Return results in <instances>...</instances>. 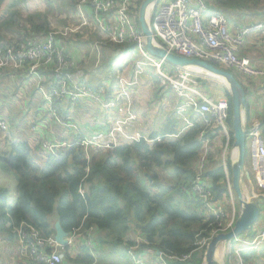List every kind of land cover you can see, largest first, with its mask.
<instances>
[{
    "label": "trees",
    "instance_id": "16d2710c",
    "mask_svg": "<svg viewBox=\"0 0 264 264\" xmlns=\"http://www.w3.org/2000/svg\"><path fill=\"white\" fill-rule=\"evenodd\" d=\"M143 1L135 0L132 7L139 30L138 16ZM205 1L210 9H215L213 11H219L226 16L232 12L228 10L231 7L227 1ZM8 2L9 0H0V46H10L46 35L51 31L53 26L47 19H44V23L33 18L21 19L23 22L19 23L15 15L6 12V8L10 5ZM78 2L79 0H75L70 9H76ZM238 2L244 6L243 11H254L251 13V20L254 19V15L264 18V0H238ZM258 20L264 21V19ZM9 33L14 35L11 36ZM97 39L104 41L99 35L94 34L92 40ZM63 40L66 39L60 38L61 45H64ZM123 46L115 45L114 53L122 52L123 49L132 51L134 47L133 44L132 47L128 45L127 49L122 48ZM170 70L177 71L172 65ZM230 72L245 89L246 127L250 129L251 106L248 90L240 74L236 71ZM2 73L13 83V86L18 85L22 90L32 89L31 101L34 106L33 99L38 95L26 69L12 72L13 78L0 70V75ZM114 76H111L112 81L108 80L107 84L116 83ZM76 77L80 84L96 88L105 87L110 92L106 81L100 80L98 84H93L85 80L84 76L76 74ZM44 79L45 84L53 82L50 81L48 73L44 74ZM196 80L199 88L204 92L212 88L209 87L211 80L200 78ZM260 82L264 88V83ZM210 93H213V88ZM222 96L230 103L227 123L230 127L229 147H233L231 96L228 92ZM39 100L40 108L45 113L41 121L58 126L45 101L41 97ZM178 100L180 101V98L177 96ZM179 101L177 103L181 102ZM82 107L79 102L76 110ZM53 108L60 117L76 122L75 119H71V113L65 105L57 103ZM89 111L90 108L87 112ZM175 114L167 115L165 120L160 121L157 129L150 133L149 139L153 142L144 140L134 142L115 148L113 151H101L94 147H89L86 151L83 147L73 146L60 151L56 156L43 157L36 152L38 145L33 148L31 141L20 140L11 135L5 136L15 127V118L10 113L4 115L9 127L3 136L5 145L0 149V162L5 173L16 179V185L15 198L12 201H9L6 190H0V232L8 230L13 236V230L24 224L37 230L44 238H55V224L59 222L68 234L80 229L87 235L89 231L95 230L92 232V239L95 242L97 259H101V262L100 259L97 260L100 264L112 255L121 256L122 260L130 264L129 250L135 247L137 242L138 248L134 253L138 257H145L144 255L151 253L152 261H156L158 252L173 256L192 253L190 260L172 264H186L193 261L196 255H199V258L195 264H203V256H200L199 251L205 252L207 245L203 246L202 243L204 241L209 243L220 222L217 217L207 214L202 204L191 193L196 176L195 164L202 152L201 134L205 132L204 120H200L201 122L195 120L192 128L185 129V123ZM94 117L97 121V116ZM190 119L193 120L194 117L191 115ZM80 122L82 125L86 120L80 119ZM261 132L264 137V123ZM90 133L92 134L91 131ZM204 136L211 140L210 160L213 162L211 165L208 164L205 178L214 200L224 202L229 196L226 171L222 162L226 139L222 137L221 129L217 126L208 129ZM34 154L36 157L33 156ZM228 168L231 180L230 163ZM261 209L263 214L262 206ZM258 226L257 224L255 230ZM247 235L254 234L250 232ZM236 238L232 241L234 248L241 246L236 242ZM77 251L78 255L72 259L70 247H65L67 263H98L85 244L80 245ZM240 254L244 264H264V246L259 251L245 250Z\"/></svg>",
    "mask_w": 264,
    "mask_h": 264
},
{
    "label": "built area",
    "instance_id": "2783aa9c",
    "mask_svg": "<svg viewBox=\"0 0 264 264\" xmlns=\"http://www.w3.org/2000/svg\"><path fill=\"white\" fill-rule=\"evenodd\" d=\"M134 1L80 0L76 7L73 25L55 28L46 35L10 46H0V70L17 72L26 69L38 97L45 101L51 116L56 119V124L63 126L64 130L69 129L73 132L72 138L67 139V142L62 139L41 141V152L44 155L56 156L60 151L73 146L83 147L86 151L89 147L101 151H113L115 148L134 142L143 140L153 142L149 139V135L134 128L138 119L134 111L133 97L138 92L142 80L148 76L151 79L148 88H151L157 79L163 86L170 87L180 98L181 102L178 100L180 103H177L175 113L185 122V129L194 126L189 119L191 115H197L204 120L205 132L215 126L221 129V135L226 139L222 162L226 171L228 189L231 188L232 182L225 156L230 140V127L227 123L230 110L228 99L221 94L217 98L212 97L199 88L196 79L200 77L179 73V71L191 72L186 69L176 68L177 71L173 72L167 61L158 59L147 51L145 37L138 29L132 12ZM209 11L210 8L205 0H162L154 4L147 17L154 44L171 53L221 65L227 70L236 71L241 76L264 83V68L255 66L250 58L241 55V50L250 36L260 34L264 38V21L239 26L224 13L219 11L209 13ZM86 30L89 33H85ZM91 30L104 40L95 46L97 59L101 57L100 47L105 43L133 44L138 48L139 58L135 61L130 75L120 76L115 84H106L110 92L105 87L96 88L80 84L75 73L77 62L68 56L67 50L60 44V38L67 39L77 34L87 36ZM45 73L50 75L52 84H45ZM79 102L90 105V108L105 115L107 124L102 123L100 127L104 133L108 130L107 137L88 134L81 124L67 121L53 108V105L58 103L65 105L67 110L72 112ZM8 127V122L0 110V132L6 133ZM248 130L249 140H252L254 145L251 159L256 186L251 195L257 203H260L264 200V144L260 145L258 129ZM205 132L201 134L202 152L197 162L191 193L202 204L207 214L220 220V225V217L224 214L223 205L214 200L205 178L212 153L211 140L204 136ZM234 150L235 148L232 149L231 160ZM256 188L261 193H257ZM234 223L233 218L222 232L232 229ZM91 231L86 235L80 229L74 230L69 234L68 246H73L79 239L83 240L96 261L97 254ZM248 233L243 238H236V242L241 246L232 247L230 251L234 252L236 264H244L240 254L242 251H259L264 246V226L258 231L255 230L253 236L247 235ZM15 234L29 264L62 263L63 255L59 249L63 247L57 245L54 238H44L37 230L24 224L15 229ZM203 244H207V241ZM137 248L138 242L129 250L134 264H152L151 260L145 263L143 258L136 256L134 251ZM191 254L173 256L158 252L156 263H184L191 259ZM229 264L233 263L230 261Z\"/></svg>",
    "mask_w": 264,
    "mask_h": 264
},
{
    "label": "rangeland",
    "instance_id": "374dc122",
    "mask_svg": "<svg viewBox=\"0 0 264 264\" xmlns=\"http://www.w3.org/2000/svg\"><path fill=\"white\" fill-rule=\"evenodd\" d=\"M219 1L220 2L227 1L230 4L231 8L228 10H232L231 13L236 19L238 18V16H240L242 17L241 18L242 21L245 23L251 20L250 18L252 15L251 13H253L254 11L247 10L249 13L247 11H243L244 6L239 4L238 0H219ZM74 2L75 0H26V1L25 0H9L8 4L10 5H8V7L6 8V12H9L10 15H15L19 23L23 22L21 21V19L26 20L29 18H33L35 21H39L40 23H44V19H47L48 22L52 23L53 27L51 30L55 28L60 29V28H66L74 24L75 22L74 15H75L76 9L75 8L73 10L70 9ZM213 10L215 9L213 8L210 9L209 13L217 12ZM149 12H150V8L148 10L147 15L149 14ZM241 12H245V13H241ZM232 15L230 14V16ZM258 19H262V17L258 18L256 15H254V19L252 20L256 21ZM85 33H89V31L86 30ZM9 34L11 36L14 35L13 33L12 34L9 33ZM94 34L98 35V33H95L94 30H91V33L88 34L87 36H82L81 34H77V35L70 37L69 39L63 40L64 48L65 46H68L75 52L77 51L76 56H75V58L77 59L75 60L77 62L76 64L77 68H76L75 73L79 76H84L85 80H89L93 84H98L100 80H102V82L106 81V84H107L108 80L112 81L111 76H114V75H115L114 76L115 82H117L120 76H129L131 71L134 68L135 61L139 58L138 48H136V46L132 47L130 45L132 47L131 49L132 51H124L125 49H123L122 52L120 51V52L114 53L116 49V47L114 46L119 45V44L105 43L104 46L102 45L100 47L101 57L97 59L96 57L97 50L95 49V46H97V44H99L98 42H101V40H98V39L92 40V36ZM99 37L101 36L99 35ZM127 46L128 45H124L122 48L127 49L129 47ZM122 48H119V49H122ZM99 60H100V63H99ZM216 67L224 68L221 65H216ZM189 70L191 72L179 71V73L183 72L190 76L200 77V79H203V80H211L209 87L211 86L213 88V94H222L225 96V92H228L226 85L220 79H214L210 76H206L207 74L206 72L197 71L195 69H189ZM230 71L233 72L234 70H230ZM5 73H8L10 74L11 77H13V73L11 71H8ZM196 73H199L201 75H198ZM147 79H148V76L144 78L143 82H141V85L138 88L140 93L137 96V98L134 99L133 97V105L135 107L136 114L139 115L138 117H140L141 119V124L143 128L142 131L150 135L151 131H154L157 129V127L159 126L160 120L163 119L164 116L167 117V115L175 114L176 107L178 105L175 103H177L178 101H177L176 94H174L170 90V87L163 86L157 79H155L156 81L153 82L154 85L151 83L152 84L151 88H147L148 87L146 84ZM7 89H10L11 92L13 90L14 94L12 95L11 93H8L6 91ZM31 92H32V89L22 90L19 88V86H13V83H11L9 79L5 77L3 73L0 75V110L3 115H8V113H10L15 118L14 119L15 127H13L12 132H10V134L7 133L5 134V136L11 135L20 140L31 141L33 148H36V146L38 145V148H36V152L40 156L43 157L45 155L44 153L41 152V149H40L41 141L42 142L44 140L48 141L49 140L48 138H52V137H54L53 140H61L63 136L62 137L59 136L60 134L63 133V135L66 138H68L70 136H73V132L70 131L69 129L64 130L62 128L63 126H60V125L56 126L52 123L42 122L41 120L45 116V113L40 108L39 97L35 96V99H33L34 106L30 108L29 104L32 103ZM157 94H159V96ZM82 105L83 107L81 109H78V111L76 110L77 106L75 108V111H72L71 118L75 119L77 123L79 124L81 123L80 119H85L86 121L92 122V120H94L92 116L93 114L94 116L100 117L101 122L107 124L106 118L101 112L99 113L95 109L90 108V105H85V104H82ZM21 107L23 108L19 109ZM89 108H90V111L87 112ZM152 124H153V128H152ZM150 129L152 130L150 131ZM3 136H4V133H0V141H1L0 149H2L3 146L5 145L3 142V139H4ZM64 141L67 142V139ZM250 141L251 140L247 142V147H246L245 167L249 171L253 182L252 184L246 182L245 190L248 193H250L251 186L256 187L255 182H254V170L252 167V159H251L252 149H251ZM232 149L233 147H229V146L227 148V154H226L227 165L231 163ZM33 156L36 157L35 154ZM197 162L195 164V168L197 166ZM211 163L213 162L210 160V165ZM15 185H16V179L14 177L11 178V175H8L7 173H5L3 169V164L0 162V190L7 191L5 193L9 194V200H10V192H11V196L14 195ZM228 191H229V196L227 200L224 202H221L223 205L224 214L223 216L220 217L221 223L218 226V229H216L217 231L215 230L214 232L216 233V235L223 233L222 232L224 231L223 228L233 218L235 219V222H236L238 215H239L238 213L239 202H238L237 196L232 187L229 188ZM256 192L261 193V191L258 188H256ZM257 224L254 226L253 230L250 232L254 233ZM230 230L231 229H229L227 232H229ZM203 243H202L203 246L208 245V244H203ZM221 245H224V242H222L219 245V247H221ZM224 246L226 247V251L228 252L225 253V256L220 262V264H229L230 261L233 264H236L234 261V252H230L232 250V247L234 248V243L231 242ZM237 247H240V246H237ZM206 251H207V247H206L205 252L202 253L201 250L199 251L200 256L201 257L203 256V262L205 259ZM144 256L145 257H141V258L144 259L145 263H148V260L153 259L151 253H148L147 255H144ZM198 258H199V255H196L193 261H189L186 264H195V261ZM129 261L131 262L130 264H134L131 254L129 255ZM103 263L105 264H127V262L125 260H122L121 256H118V255H112L110 258H108L107 261ZM152 264H157V263L156 261H153Z\"/></svg>",
    "mask_w": 264,
    "mask_h": 264
},
{
    "label": "water",
    "instance_id": "95a60500",
    "mask_svg": "<svg viewBox=\"0 0 264 264\" xmlns=\"http://www.w3.org/2000/svg\"><path fill=\"white\" fill-rule=\"evenodd\" d=\"M162 0H145L139 10L138 22L140 30L146 40V49L154 57L164 59L170 65L185 69L188 67H198L205 71L206 76L214 79L222 78L226 83L227 90L231 96L232 103V127H233V148L237 150V159L231 160L232 188L237 196L240 211L234 227L227 233H220L213 237L208 245L203 264H220L216 258L218 245L224 242L227 245L237 236L246 234L253 230L254 226L262 217V209L259 203L255 201L250 193L254 191L251 186L250 193L245 190L247 183L252 184L249 171L245 167V154L247 142L249 141V130L245 124V109L247 107L246 92L242 84L237 81L235 76L228 70L216 67L213 64L201 61L199 59H189L158 47L153 42L152 32L148 23L147 12L150 6ZM262 142L260 143V145ZM254 149V146H253ZM55 242L60 247L68 246L69 234L63 229L61 224H55Z\"/></svg>",
    "mask_w": 264,
    "mask_h": 264
},
{
    "label": "crops",
    "instance_id": "0c3cea01",
    "mask_svg": "<svg viewBox=\"0 0 264 264\" xmlns=\"http://www.w3.org/2000/svg\"><path fill=\"white\" fill-rule=\"evenodd\" d=\"M230 14L232 15V13L230 12V13H228L229 16H227V17L230 20H232L233 23H235V24H237L239 26H244V25H247V24H251L253 22L263 21V20H256V21L255 20H250L249 22L245 23V22L242 21V19H241L242 17L238 16V18L236 19L233 15L230 16ZM262 19H264V18H262ZM65 48H66V50L68 52V56L70 58L74 59V60H77L75 58L77 51L75 52L74 50H72L68 46H65ZM241 55L250 58L255 66H257L259 68H264V38L262 37V35L259 34V35L250 36L248 41H247V44L241 50ZM241 78H242V81H243V83H244V85L246 87V90H248L247 91L248 92V100H249V103H250V106H251V112H250L251 116H250V120H249V123L251 124V126H250L251 128L250 129H253V128L258 129V133L260 134V141L262 142V144H264V137H263L262 132H261V126L264 123V88H263V85L258 80L249 79V78H246L244 76H241ZM143 80H142V82H143ZM149 82H151V79L148 78L147 81H146L147 86H148ZM211 90H212V88L208 89V91H206V92H208L212 97L217 98L219 94L210 93ZM6 91L8 93H11L12 95L14 94L13 90L11 92L10 89H7ZM139 93L140 92L138 90V93L135 94L134 99L137 98ZM29 105H30V108L33 107L32 103L29 104ZM22 108L23 107H21L19 109H22ZM134 111H135V107H134ZM69 112L71 113L70 114V116H71L72 112L71 111H69ZM135 113H136V111H135ZM90 114H92V113H90ZM92 116H93V119H94V120H92V122L86 121L85 123H87V124H85V123L82 124V127L85 126V127H83V130L86 129L87 132L89 131L88 134L93 135V136L97 135V136L102 137V138L107 137L108 136L107 135L108 131L106 130V133L104 135V132H103L102 128L100 127V125L103 123V122L100 121L101 118L97 116V121H96V118L94 117L93 114H92ZM138 116L139 115H137L138 121H137V124H136V126L134 128L136 130L140 131L141 133H144L142 131L143 128H142V124H141V119ZM104 117H105V115H104ZM192 117H194V119H193L194 121L190 119V116H189V119L191 120V122L193 124H195V120H197L199 122H201L200 120H203L201 117H199L197 115H192ZM166 118L167 117L164 116V118L162 120H160V121L162 122ZM155 121H157V120H155ZM245 121H246V112H245ZM88 123H89V125H88ZM152 128H153V124H152ZM151 130L152 129H150V131ZM90 131L92 132V134L90 133ZM59 136H61V137L63 136L64 138H66L63 135V133L60 134ZM70 138H72V137L70 136V137H68L66 139H70ZM48 139L49 140H53L54 137L48 138ZM250 143H251V149H253L254 145L252 143V140L250 141ZM223 153H224V151H223ZM251 153H252V151H251ZM223 155L224 154H222V159H223ZM213 161H214V159H213ZM231 182H232V175H231ZM14 198H15V192H14L13 196H11V192H10V200L9 201H12ZM259 204H260V206H262L264 208V200L262 202H260ZM239 211H240V205H238V213H239ZM258 225L259 226L257 227L256 231H258L259 228L264 226V212L262 214L261 221L258 223ZM7 227L9 228V226H7ZM93 231H95V230L93 229L91 231V238H92V232ZM12 235L13 236H11L9 234L8 230L0 232V264H29L28 260L26 259L25 255H24V253L22 251L21 245L19 244L18 238H17V236L15 234V230H13ZM82 244L84 245L83 240H78L73 246H68V247H70V253L72 255V259L74 257H76V255H78L77 254V252H78L77 249ZM59 251L63 255L62 264H74V263H71V262L67 263V261L65 260V248L59 249ZM72 253H74V255ZM98 259H100V258H98ZM97 260H96V262H98ZM100 262H101V259H100ZM102 262H103V260H102ZM151 262H153V261L151 260ZM98 264H100V263L98 262Z\"/></svg>",
    "mask_w": 264,
    "mask_h": 264
},
{
    "label": "bare ground",
    "instance_id": "6f19581e",
    "mask_svg": "<svg viewBox=\"0 0 264 264\" xmlns=\"http://www.w3.org/2000/svg\"><path fill=\"white\" fill-rule=\"evenodd\" d=\"M151 9V8H150ZM148 13V12H147ZM186 70H189V69H195L197 71H201V72H205L203 70H201L200 68L198 67H188V68H185ZM190 71V70H189ZM220 79L221 81L224 82L225 85H227V83L222 79V78H218ZM236 157H237V150L235 149L234 152H233V159L236 160ZM222 243V242H221ZM220 243V244H221ZM219 244V245H220ZM218 245V249H217V252H216V258L218 260V262L220 263L222 261V259L224 258L225 256V253L228 252L226 251V247L224 245H221V247H219ZM231 250V249H230Z\"/></svg>",
    "mask_w": 264,
    "mask_h": 264
}]
</instances>
